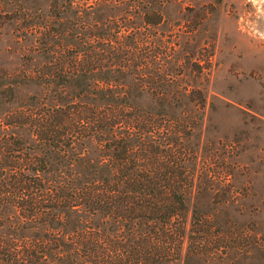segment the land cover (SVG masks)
I'll return each mask as SVG.
<instances>
[{
  "label": "trees",
  "instance_id": "1",
  "mask_svg": "<svg viewBox=\"0 0 264 264\" xmlns=\"http://www.w3.org/2000/svg\"><path fill=\"white\" fill-rule=\"evenodd\" d=\"M101 26L44 37L52 96L16 118L21 148L0 152V264H177L188 222L201 225L189 139L207 98L170 70L165 41Z\"/></svg>",
  "mask_w": 264,
  "mask_h": 264
},
{
  "label": "rangeland",
  "instance_id": "2",
  "mask_svg": "<svg viewBox=\"0 0 264 264\" xmlns=\"http://www.w3.org/2000/svg\"><path fill=\"white\" fill-rule=\"evenodd\" d=\"M110 21L165 41L170 70L207 98L189 139L198 155L189 205L201 225L188 222L177 264H264V0H0V152L21 148L16 118L52 96L39 77L55 45L44 37Z\"/></svg>",
  "mask_w": 264,
  "mask_h": 264
}]
</instances>
